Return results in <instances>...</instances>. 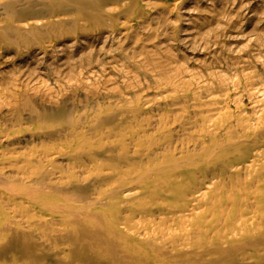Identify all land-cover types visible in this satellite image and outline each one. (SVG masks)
<instances>
[{"label": "bare ground", "instance_id": "1", "mask_svg": "<svg viewBox=\"0 0 264 264\" xmlns=\"http://www.w3.org/2000/svg\"><path fill=\"white\" fill-rule=\"evenodd\" d=\"M91 1L95 22L116 14V19L125 18L126 26L138 11V5L131 4L136 0ZM171 92L175 95L153 118L141 115L139 98L129 97L108 111L38 127L30 138L50 140L38 149L19 152L13 126L0 127V177L13 168L9 161L20 159L16 173L35 182L26 187L17 178L20 182L14 186L0 187V264H264V109L249 118L224 107L189 115L187 106L176 111L187 96L179 95L177 88ZM149 143L157 153L152 154ZM249 154L258 161L241 176L240 164L233 160ZM85 156L91 168L111 172L92 178L91 185L105 188L110 200H119L122 192L130 200L124 232L103 224L104 215L94 212L78 185L73 191L70 181L67 188L57 189L46 183L56 160L76 164ZM75 169L87 167H72L73 173ZM197 174L215 180L210 191L221 189V194L189 192ZM247 176L251 181L240 200L235 190L243 189ZM191 198L196 201L189 203ZM202 205L203 212L227 216L187 221V214ZM116 209H108L111 217ZM155 214L162 217L157 222ZM138 228L142 237L135 236Z\"/></svg>", "mask_w": 264, "mask_h": 264}, {"label": "rangeland", "instance_id": "2", "mask_svg": "<svg viewBox=\"0 0 264 264\" xmlns=\"http://www.w3.org/2000/svg\"><path fill=\"white\" fill-rule=\"evenodd\" d=\"M92 2L0 0V127L13 126L19 152L50 143L30 138L36 128L59 126L85 112L108 111L129 97L139 98L141 115L153 118L176 88L187 96L179 100L176 111L187 106L189 115L224 107L249 118L264 109V0H136L131 4H137L138 11L126 26L125 18L116 19V14L93 21ZM149 146L152 154L158 152L152 143ZM251 156L233 160L240 164L241 176L252 161H258ZM85 158L76 164L56 160L57 168L46 183L57 189L67 188L70 181L73 191L78 185L94 212L104 215L103 224L124 232L125 204L130 200L123 192L119 200H110L105 188L91 185L94 178L111 172L107 167L101 171L89 167ZM8 163L13 168L2 172L0 187L14 186L20 182L17 178L23 186H34L33 178L16 173L22 160ZM82 165L87 170L73 173L72 167ZM249 177L242 190H235L240 200ZM214 182L197 174L189 192L218 197L221 189L210 191ZM112 205L119 208L114 218L108 210ZM203 211L202 205L189 212L187 221L227 216ZM153 218L157 222L162 217ZM247 219L251 221L252 214ZM137 233L142 237L144 232L138 228Z\"/></svg>", "mask_w": 264, "mask_h": 264}]
</instances>
